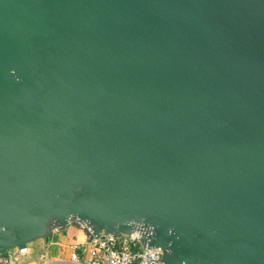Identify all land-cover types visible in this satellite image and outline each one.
Returning a JSON list of instances; mask_svg holds the SVG:
<instances>
[{
  "label": "water",
  "instance_id": "95a60500",
  "mask_svg": "<svg viewBox=\"0 0 264 264\" xmlns=\"http://www.w3.org/2000/svg\"><path fill=\"white\" fill-rule=\"evenodd\" d=\"M72 222L264 264V0H0V251Z\"/></svg>",
  "mask_w": 264,
  "mask_h": 264
},
{
  "label": "built area",
  "instance_id": "2783aa9c",
  "mask_svg": "<svg viewBox=\"0 0 264 264\" xmlns=\"http://www.w3.org/2000/svg\"><path fill=\"white\" fill-rule=\"evenodd\" d=\"M147 228L138 224L127 234L114 236L111 233L85 236L82 253L72 250L66 259L68 264H164L160 259V250L156 246H145L138 238L146 235ZM16 254L25 252L22 247H10ZM0 256V264H6Z\"/></svg>",
  "mask_w": 264,
  "mask_h": 264
},
{
  "label": "crops",
  "instance_id": "0c3cea01",
  "mask_svg": "<svg viewBox=\"0 0 264 264\" xmlns=\"http://www.w3.org/2000/svg\"><path fill=\"white\" fill-rule=\"evenodd\" d=\"M85 234L80 224L72 222L63 227L52 229L49 236H39L29 240L25 252L16 254L14 248L0 251L6 264H68V254L74 250L82 253ZM30 247V248H29Z\"/></svg>",
  "mask_w": 264,
  "mask_h": 264
},
{
  "label": "rangeland",
  "instance_id": "374dc122",
  "mask_svg": "<svg viewBox=\"0 0 264 264\" xmlns=\"http://www.w3.org/2000/svg\"><path fill=\"white\" fill-rule=\"evenodd\" d=\"M3 250H1V252H2ZM14 264H16V262L14 263Z\"/></svg>",
  "mask_w": 264,
  "mask_h": 264
},
{
  "label": "bare ground",
  "instance_id": "6f19581e",
  "mask_svg": "<svg viewBox=\"0 0 264 264\" xmlns=\"http://www.w3.org/2000/svg\"><path fill=\"white\" fill-rule=\"evenodd\" d=\"M30 248V247H29Z\"/></svg>",
  "mask_w": 264,
  "mask_h": 264
}]
</instances>
